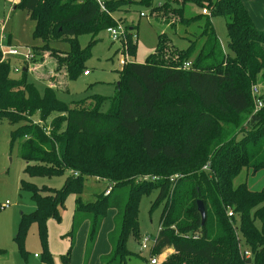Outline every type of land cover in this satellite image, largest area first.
Here are the masks:
<instances>
[{
  "label": "trees",
  "instance_id": "1",
  "mask_svg": "<svg viewBox=\"0 0 264 264\" xmlns=\"http://www.w3.org/2000/svg\"><path fill=\"white\" fill-rule=\"evenodd\" d=\"M139 1L156 11L151 17L160 23L191 22L182 15L186 0L155 5L152 0H101L103 8L96 0H18L14 7L34 22L31 36L40 44L31 47L32 56L47 51L57 60L53 71L35 74L44 81L39 90L26 79V68L12 77L10 58L0 59V119L23 123L10 135L17 140L26 175L66 174L59 189L20 180L35 209L20 215L14 238L22 249L26 228L35 221L44 239V219L57 214L72 187L77 193L73 225L63 236L72 246L80 224L88 221L82 264L108 209L115 210L107 233L110 250L100 255L99 264H125L139 257L125 244L127 235L135 241L139 237L134 195L156 188L153 203H162L163 209L150 255L171 250L163 264H264V182L258 189L236 182L244 169L251 176L264 172V105L253 112L250 91L257 85L264 100V32L253 26L241 0H193L208 6L211 17L225 19L230 54H224L211 18L201 14L195 20L204 17L205 26L195 53L193 40L177 49L159 37L146 60L130 61L119 71L112 96L91 94L66 103L56 95L65 80L85 70L91 43L81 48L78 36L115 26L111 12ZM52 41L67 42L68 49L51 47ZM7 44L15 46L10 40ZM185 61L188 67L182 66ZM88 176L105 187L84 202L80 180ZM198 200L204 206L203 223ZM238 233L249 257L241 253ZM4 252L0 248V255Z\"/></svg>",
  "mask_w": 264,
  "mask_h": 264
},
{
  "label": "rangeland",
  "instance_id": "2",
  "mask_svg": "<svg viewBox=\"0 0 264 264\" xmlns=\"http://www.w3.org/2000/svg\"><path fill=\"white\" fill-rule=\"evenodd\" d=\"M241 1L252 19L253 26L264 32V0ZM152 3L154 5L159 4L160 0H152ZM17 4L18 0H0V44L7 48L8 38H10V43L16 46L18 52V55L10 56V75L15 78L20 77L21 69L25 67L27 69L26 79L33 82L41 90L44 81L35 74L53 71L57 59L53 54L45 51L42 56H32L30 60H22L24 53H31V47L38 46L40 43L38 39H33L31 36L34 22L24 9L14 8ZM182 9L183 17L191 21L187 26L176 24L171 27L169 24L158 22L152 18L157 14L156 11L152 10L151 12L149 6L143 1L134 2L128 7H121L120 10L111 12L115 26L120 25L125 34L116 41H111L105 30L93 35L80 34L78 43L81 48H85L91 43L89 56L83 61V68L89 73L84 75L80 72L75 78L65 80L63 90L56 92L57 97L69 103L91 94L112 96L116 91L117 83L119 84L120 81L119 71L124 67V65H119L118 60L125 51L129 54L130 61L143 62L155 50L159 37L170 39L177 49H186L191 42L188 40H193L195 41L193 53H195L201 44L202 29L205 26L204 17L195 20L196 16L201 14L211 18L212 26L219 38L224 54H230L223 17H211L208 6L205 4L200 6L193 0H186ZM50 46L62 51L68 49V43L64 41H52ZM106 107L107 104L103 106V109ZM49 118L51 117H48V121ZM22 126V122L10 124L5 119H0V248L5 250L4 254H6V259L2 260L1 264L48 263L44 259L45 253L49 254L53 264H65L64 256L68 254V263L73 264L70 257L72 251L74 254L76 250L78 239L76 238L74 246L71 247L69 239L66 235L63 236L72 229L73 225L77 193L72 187L65 191L62 203L57 206V214L47 216L44 219V239L40 236L38 224L35 221H31L26 228L22 249L14 238L20 215L22 213L30 214L35 209L30 193L20 187V180L31 181L38 188L59 189L66 177V174L29 177L24 173L25 161L18 155L17 140L12 142L10 135L12 130ZM237 181H246L252 189H258L264 182V172L251 176L249 170L244 169L238 175ZM80 186L83 190L81 198L85 202L92 199L91 193H100L105 184L88 176L80 180ZM156 196V188H150L147 191L141 189L139 193L134 195L138 208L137 230L139 237L135 241L133 237L127 235L125 244L129 251L139 254V257H130L125 264H149V248L156 236L163 209L162 203H153ZM5 201L9 202L7 207L3 206ZM236 218V221L233 222L234 225L238 224V217ZM77 223L78 214H76L75 225ZM255 223L258 225L257 221ZM81 228L82 226H80L79 231ZM145 234L149 235L150 239L146 242L147 248L141 250L140 242ZM238 236L241 248H246L242 236L239 233ZM21 250H23L24 255ZM170 251L166 250L163 255L156 254L152 257L156 259L157 264H163L164 255Z\"/></svg>",
  "mask_w": 264,
  "mask_h": 264
},
{
  "label": "built area",
  "instance_id": "3",
  "mask_svg": "<svg viewBox=\"0 0 264 264\" xmlns=\"http://www.w3.org/2000/svg\"><path fill=\"white\" fill-rule=\"evenodd\" d=\"M96 1L101 5V8H103L101 0H96ZM105 31L109 35L111 41L119 40L125 34L123 28L120 25L109 26V27H107L105 29ZM15 55H18V52L16 50V46H8L7 48H4L2 46V44H0V59L1 60L9 59L10 56H15ZM22 57H23L22 60H24V61L30 60L32 58V53H30V52L24 53L22 55ZM129 62H130L129 54L127 53V51H125L124 55L118 60V63H119L120 66H123V65H125L126 63H129ZM189 65H190V62L189 61H185V62H183L182 66L183 67H188ZM88 73H89L88 70H84L83 71L84 75H87ZM250 91H251V96L253 98L252 99L253 100V106H254L253 112H256L264 105V100L260 97V91H259V87L257 85H255V84L252 85ZM203 168L205 169L206 165H204ZM109 190H110V187L108 186L104 190V194H107L109 192ZM8 205H9L8 201H5L4 204H3V206H5V207H7ZM230 213L231 212L229 211L228 214H230ZM149 239H150V236L147 235V234H145L142 237L141 242H140L141 250L147 248L146 242ZM148 248H149V246H148ZM150 248H149V251H150ZM241 253H242V255H244L246 257L250 256V252L246 248H242L241 249ZM148 262L150 264H154V263H156V259L154 257H152V255H150V257L148 259Z\"/></svg>",
  "mask_w": 264,
  "mask_h": 264
},
{
  "label": "crops",
  "instance_id": "4",
  "mask_svg": "<svg viewBox=\"0 0 264 264\" xmlns=\"http://www.w3.org/2000/svg\"><path fill=\"white\" fill-rule=\"evenodd\" d=\"M8 40H10V38H8ZM114 213H115L114 209H108L106 211V214L104 215V217L102 219V222H101V225H100V228H99V231H98V234H97L93 249L90 253V257L88 259L87 264H99L100 255L109 252L110 245L107 241V233L109 230H111V228L113 226L112 217H113ZM88 224H89L88 221H83L80 224V226H82V228L79 231V228H80V226H79V228L75 234L74 242H73V245L71 247L74 246L76 238L78 239V244L76 245V250H75L74 254L72 251V254L70 257L73 264H82V262H83L85 237H86L87 230H88ZM78 231H79V233H78ZM77 233H78V235H77ZM66 255H67V258H66L67 263H65V262L64 263L69 264L68 263L69 262L68 254H66ZM5 259H6V254L0 255V264H1V261L5 260ZM39 264H53V263L51 262V259H50V261H48V263L39 262ZM154 264H157V261Z\"/></svg>",
  "mask_w": 264,
  "mask_h": 264
},
{
  "label": "water",
  "instance_id": "5",
  "mask_svg": "<svg viewBox=\"0 0 264 264\" xmlns=\"http://www.w3.org/2000/svg\"><path fill=\"white\" fill-rule=\"evenodd\" d=\"M22 71H25V67H22L21 69ZM118 85V83H117ZM197 210L200 214V217H201V223H203L204 219H205V212H204V206L202 204V201L201 200H198L197 201Z\"/></svg>",
  "mask_w": 264,
  "mask_h": 264
}]
</instances>
